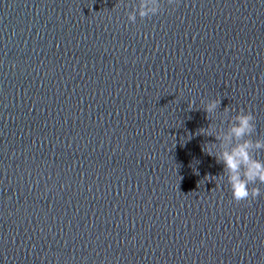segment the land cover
Here are the masks:
<instances>
[{
	"label": "water",
	"instance_id": "obj_1",
	"mask_svg": "<svg viewBox=\"0 0 264 264\" xmlns=\"http://www.w3.org/2000/svg\"><path fill=\"white\" fill-rule=\"evenodd\" d=\"M160 5L0 0V264H264V184L235 202L197 134L264 139V0Z\"/></svg>",
	"mask_w": 264,
	"mask_h": 264
},
{
	"label": "clouds",
	"instance_id": "obj_2",
	"mask_svg": "<svg viewBox=\"0 0 264 264\" xmlns=\"http://www.w3.org/2000/svg\"><path fill=\"white\" fill-rule=\"evenodd\" d=\"M169 4L173 0H168ZM161 11L160 0H139V7L136 11L127 14L128 21L136 22L137 15L143 18H150ZM203 104V111L206 113V119L212 120L220 108L219 99H211ZM195 102L188 105L192 110ZM224 119L228 121L226 129H215L213 124L207 128H201L197 134L214 136L216 143H211V148L207 153L214 156L218 163L223 165V176L227 177V183L230 186L232 198L235 202L255 200L261 195L259 187L251 185L264 184V160L257 158V154L264 150V139L253 140L251 137L256 132L255 116L251 111H245L241 108L239 112L228 117L229 108H224ZM219 148V151H217Z\"/></svg>",
	"mask_w": 264,
	"mask_h": 264
}]
</instances>
